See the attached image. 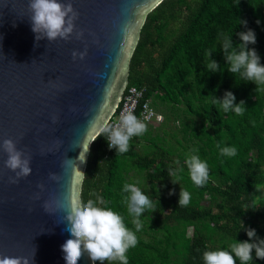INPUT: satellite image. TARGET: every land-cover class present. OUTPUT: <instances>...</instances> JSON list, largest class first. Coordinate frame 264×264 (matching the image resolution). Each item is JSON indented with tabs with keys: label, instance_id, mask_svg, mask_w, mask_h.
<instances>
[{
	"label": "trees",
	"instance_id": "1",
	"mask_svg": "<svg viewBox=\"0 0 264 264\" xmlns=\"http://www.w3.org/2000/svg\"><path fill=\"white\" fill-rule=\"evenodd\" d=\"M249 29L257 38L249 47L264 64V0H162L147 14L127 85L144 89L135 115L150 100L163 121L158 127L148 123L121 155L104 135L95 139L81 190L83 202L103 197L107 203L100 206L121 214L133 231L123 185L135 183L152 201L140 217L138 243L126 253L128 264H203L204 251L229 250L249 239L250 228L264 239V91L227 71L218 39L224 33L238 44L237 33ZM207 51L220 71L207 70ZM226 92L236 104L244 102L242 115L224 113L213 103ZM223 147H235L237 154L222 155ZM188 155L207 162L205 186L192 183ZM170 170L178 171L172 176ZM182 189L190 193L186 207L179 206ZM245 204L252 209L245 212ZM252 255L250 264H264L254 250Z\"/></svg>",
	"mask_w": 264,
	"mask_h": 264
},
{
	"label": "water",
	"instance_id": "2",
	"mask_svg": "<svg viewBox=\"0 0 264 264\" xmlns=\"http://www.w3.org/2000/svg\"><path fill=\"white\" fill-rule=\"evenodd\" d=\"M161 1L71 0L76 30L67 41L49 42L35 39L29 0H0V145L12 139L32 169L11 183L16 173L0 147V256L66 264L61 246L71 236L56 202L82 200L88 154L80 163V144L86 135L95 139L94 118L108 123L120 105L141 28ZM85 50L84 59H73ZM46 202L53 211H45ZM78 264L92 261L85 254Z\"/></svg>",
	"mask_w": 264,
	"mask_h": 264
},
{
	"label": "clouds",
	"instance_id": "3",
	"mask_svg": "<svg viewBox=\"0 0 264 264\" xmlns=\"http://www.w3.org/2000/svg\"><path fill=\"white\" fill-rule=\"evenodd\" d=\"M29 11L31 13V29L35 34L36 41L46 38L49 42L62 39L67 41L76 30L75 21L79 18V13L73 7L71 0L61 3L59 0H29ZM240 23L246 24L245 21ZM15 26V25H14ZM83 31L76 33L77 38L83 36ZM238 44H234L232 37L220 33L218 39L222 38L220 51L223 52L227 62V71L239 77L240 81L252 82L257 87L255 91H264V64L255 48L257 42L256 34L249 29L246 32L237 33ZM87 50L84 52L74 51L73 59H84ZM212 52L205 53L208 61L206 67L209 72L220 71L218 63L211 59ZM236 97L232 92H226L223 100H213V103L224 113L234 112L242 115L246 108L244 102L235 103ZM56 117L53 118L55 123ZM91 128L96 129L97 139L104 135L107 139L109 148H116L117 155L126 153L130 147V141L134 136H141L147 131V125L142 122L132 112H121L119 124L111 122H97L94 118ZM90 136L86 135L80 146L82 151L78 157L80 163H86V157L90 150V145L94 142ZM90 141V142H89ZM0 147L8 154L5 166L16 173L15 178H10L11 183H18L20 178L31 174V157L16 147V142L12 139L3 141ZM221 154L225 156H235V147H223ZM186 165L192 183L197 187H203L209 180V169L206 161H202L197 155H188ZM78 167V166H75ZM79 168V167H78ZM178 170H170V175H175ZM81 170L75 175L81 176ZM52 180H58L55 173L50 174ZM173 183H178V179H173ZM43 189V185L39 186ZM258 190V189H257ZM122 192L129 193L124 197L123 203L126 204L127 213L132 217V224L135 231L129 229L124 223V217L111 208L102 207L107 202L101 196L96 199H88L83 202L79 199H72L68 206L61 201L56 202V208L66 212L65 231L70 233L71 238L61 246L64 253L66 264H78V261L86 254L96 264H109L119 262L128 264L126 253L138 243L136 232L142 229L141 215L145 210H151L153 203L147 195L135 183H125ZM90 196H96L91 192ZM190 203V193L182 189L180 193L179 206L186 207ZM254 204V202H253ZM45 211H53L49 204H44ZM245 212L250 208L247 204L243 206ZM248 240L237 241L230 246L229 250H206L202 253L203 264H250L253 261V250L258 259L264 260V239H258L255 229L247 230ZM0 264H32L28 257L0 256Z\"/></svg>",
	"mask_w": 264,
	"mask_h": 264
},
{
	"label": "built area",
	"instance_id": "4",
	"mask_svg": "<svg viewBox=\"0 0 264 264\" xmlns=\"http://www.w3.org/2000/svg\"><path fill=\"white\" fill-rule=\"evenodd\" d=\"M143 96L144 89L134 85H127L123 91L120 105L112 115L109 122L113 124H119V116L121 112H132L135 114L141 104V99ZM139 119L147 125L148 123H154L155 120H157L159 123L162 122L163 116L156 112V110L151 106L150 100H146L142 104V110Z\"/></svg>",
	"mask_w": 264,
	"mask_h": 264
},
{
	"label": "rangeland",
	"instance_id": "5",
	"mask_svg": "<svg viewBox=\"0 0 264 264\" xmlns=\"http://www.w3.org/2000/svg\"><path fill=\"white\" fill-rule=\"evenodd\" d=\"M153 124H154L153 126L155 127H158L160 125V123L157 120H155Z\"/></svg>",
	"mask_w": 264,
	"mask_h": 264
}]
</instances>
